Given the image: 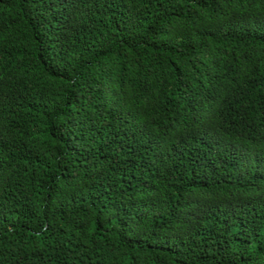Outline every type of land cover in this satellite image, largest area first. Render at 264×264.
<instances>
[{
  "label": "trees",
  "instance_id": "trees-1",
  "mask_svg": "<svg viewBox=\"0 0 264 264\" xmlns=\"http://www.w3.org/2000/svg\"><path fill=\"white\" fill-rule=\"evenodd\" d=\"M0 264H264V0H0Z\"/></svg>",
  "mask_w": 264,
  "mask_h": 264
}]
</instances>
